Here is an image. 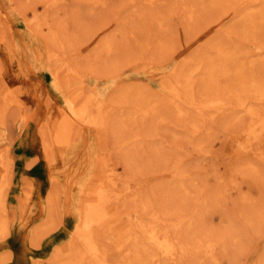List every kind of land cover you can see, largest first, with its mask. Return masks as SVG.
Masks as SVG:
<instances>
[{
	"label": "rangeland",
	"instance_id": "1",
	"mask_svg": "<svg viewBox=\"0 0 264 264\" xmlns=\"http://www.w3.org/2000/svg\"><path fill=\"white\" fill-rule=\"evenodd\" d=\"M55 1L60 4V13L67 19L71 31L78 28V21L75 22L74 16H79L83 25L81 36L78 35L70 46L73 49H68L66 57L57 61L51 55L52 43L42 35L48 29L46 21L51 18H47L48 12L55 11L52 9ZM95 1L0 0V81L6 85L13 84L14 92L11 94L17 95L15 100L8 101V98H3L4 90L0 91V151L4 150L12 158V172L5 199L6 210L3 212L9 233L0 239V255L3 256L0 264H34L38 259L50 257L57 245H63L68 240L78 221L81 193L79 184L90 176L94 183L97 181V169H100V157L97 154L103 156L104 153L102 146L99 148L92 126L83 124L72 130L74 138L68 145L56 143L55 132L58 120L61 121L60 110L69 111L71 108L63 90L80 84L83 95H79V99L88 94L102 98L104 103L120 86L125 89L133 85L144 87L147 84L154 90H159L162 86L161 77L170 73L176 62L183 57L192 58L202 49L201 43L208 40V35L196 41L193 37L203 33L204 26L213 24L215 19L214 16H208L200 24H196L197 27L193 23L190 25L188 8L182 0H163L161 3L146 5L138 0L134 5L129 3L130 0H97L100 7L93 10L92 7L98 6ZM130 13L137 18L136 21L141 20V27L135 25L132 28L137 33L134 38L138 37L131 42L134 46L122 50L115 64H108L104 54L97 57L99 60L95 65L103 69H94L87 55L93 53L103 34L113 30L119 16L124 17L131 15ZM157 13L160 18H155L154 14ZM142 17L147 19L146 27L142 26ZM159 19L165 23L163 26L159 27ZM223 19V25L218 26L219 30L215 27L210 32L212 36L218 34L216 31L222 33L231 27L234 18L229 16ZM91 32H94V37L90 36ZM161 37L170 43L166 48L157 47ZM178 52L180 53L176 55ZM57 62L63 63L65 71L62 75L71 80L69 84L64 82L62 88L54 80L53 67ZM74 72L76 75H69ZM23 76L27 79H23ZM155 93L170 96L166 89ZM190 111L192 114L198 113L193 109ZM193 117L188 120V126L189 121L195 118ZM215 120L207 121L206 124H209L203 126L201 134L204 136L199 134L195 137L197 142L199 140V145L202 143L204 147L193 144L194 141L187 139L189 137L186 130L174 122L169 123L170 129L164 126L157 132L149 129L148 133L144 132L147 135L144 136L146 146L149 152H153L151 154L155 159V152L149 147L148 141L151 140L156 147L157 142L161 143L159 138H166L167 152L162 153L164 157H158L157 164L154 162V165L145 167L144 174H133L140 176L132 180V186L137 187L135 193L130 196L116 195L112 200L114 209L120 220L138 223L141 216L138 208L141 206V189L157 185L168 187L175 183L179 173L186 174L193 194H188L190 202L184 203V210L194 211L206 206L205 217L216 231L217 237L220 230L229 225L230 218L238 232H243V238L238 244H227L224 248H219L220 264H230L231 261V264H259L264 257V182L252 177L250 180L240 178L236 183L237 187L229 184L230 173L233 170L238 172V167H242L244 160L238 158L236 163L232 160L228 146L234 133L229 129L232 126L224 121L225 116L218 115ZM148 137L150 138L147 139ZM42 142L50 144L53 152L52 165L48 163L42 150ZM105 148L111 154L117 153L119 146L108 137ZM52 173L59 179L62 192L61 213L57 217L59 222L54 229L40 237L39 244H35L32 242L34 230L37 228L43 232L47 224V196L52 185ZM184 210L182 209L183 212ZM68 250L69 247H65V251ZM204 264L210 263L206 261Z\"/></svg>",
	"mask_w": 264,
	"mask_h": 264
},
{
	"label": "bare ground",
	"instance_id": "2",
	"mask_svg": "<svg viewBox=\"0 0 264 264\" xmlns=\"http://www.w3.org/2000/svg\"><path fill=\"white\" fill-rule=\"evenodd\" d=\"M135 1L130 0L129 3L134 5ZM138 1L145 5L163 2V0ZM182 1L188 8L190 25L200 24L208 16H214L215 19L213 24L208 26V23L204 26L203 33L193 37L196 41L208 35V43L207 41L201 43L202 49L198 54L192 58H181L170 73L161 77L162 86L159 90L166 89L170 94L169 97L156 94L155 91L159 90H154L147 84L143 85L144 87L133 85L125 89H121L120 86L114 90V94L106 103L102 98L88 94L79 99V95H83L80 84L63 90L71 108L69 111L60 110L61 121L58 120L55 132L56 143L61 146L68 145L74 138L71 135L72 130L87 124L93 127L99 148L102 146L104 155L97 154L100 157L97 181L94 183L90 176L79 184L81 192L78 204L79 216L71 236L63 245H57L50 257L44 260L38 259L34 264H204L206 261L210 264H220L219 248H224L227 244H238L242 240L243 232H238L233 226L232 218L229 219V225L220 230V235L217 237L216 231L205 217L206 206L198 207L194 211L184 210L183 205L190 202L188 194H193V189L191 183L187 181L186 174L183 173L176 176V181L171 186L157 185L153 188L141 189V206L138 207L141 216L138 223L120 220L112 202L116 195L134 194L137 187L132 186V180L140 176L133 174L135 172L144 174L145 167L154 165V162L157 164L158 157H164L162 153L167 152L166 138L162 140L159 138L161 143L157 142L156 147L150 142L151 140L148 141L149 147L155 152V159L152 156L153 152H149L146 146L147 140L144 136L147 135H144V132L148 133V129L157 132L164 126L170 127L169 123L174 122L186 130L189 137L187 139L199 145V140L197 142L195 137L203 132V126L209 124H206L207 121L213 122L218 115L225 116L224 121L232 126L229 129L234 134L228 146L232 160L235 163L236 160H244L242 167H238L240 168L238 172L233 170L230 173L229 184L237 187L236 183L240 178L250 180L252 177L264 182L262 171L264 169V0ZM97 2L98 6L92 7L93 10L100 7L99 1ZM52 9L55 11L48 12L47 18H51L50 21H46L48 29L42 35L52 43L51 55L57 61L66 57L68 49H73L70 46L77 40L78 35L81 36L80 30L83 29V25L80 17L74 16L75 22L78 21V28L71 31L67 19L60 13L62 10L57 1L53 2ZM20 11L24 14L23 9ZM154 16L160 18L158 13ZM229 16L234 18L231 27L222 33L217 32L218 26L223 25V18ZM135 19L137 18L133 14L119 16L113 30L103 34L93 53L87 55L94 69H103L95 65L99 60L97 57L104 54L108 64L113 62L115 64L122 50L134 46L131 42L137 33L136 29L132 28L136 27L135 25L141 27V20L138 22ZM142 20V26L146 27L147 19L142 17ZM157 22L159 27L165 24L161 19ZM215 27L218 34L212 36L210 32ZM156 31L158 33V30ZM160 31L164 30L160 29ZM90 36L94 37V32H91ZM161 38L157 42V47L166 48L170 45L166 39ZM53 68L54 80L58 87L62 88L64 82L70 83L68 76L62 75L65 71L63 63L57 62ZM69 75H76V72ZM23 79L27 78L23 76ZM1 90H4L3 98H8V101H13L17 97L15 93L11 94L12 91L14 92L13 84L6 85L0 81ZM190 109L198 113L192 114ZM192 117L194 119L189 121L188 126L187 122ZM169 127L167 129H170ZM41 131L43 133L44 130ZM108 137L119 146L117 153H107L109 149L105 148V144ZM177 142L181 145L179 141ZM199 146L202 147V143ZM42 150L48 163L52 165L53 152L50 144L42 142ZM96 167L98 168V164ZM11 172L12 158L2 150L0 151V239L9 233L3 212L6 210L5 199ZM61 193L59 179L52 173V185L47 196V224L43 232L37 228L34 230L32 242L35 244L42 235L58 225ZM65 247H69V250L65 251ZM2 257L0 255V258ZM259 264H264V257Z\"/></svg>",
	"mask_w": 264,
	"mask_h": 264
}]
</instances>
